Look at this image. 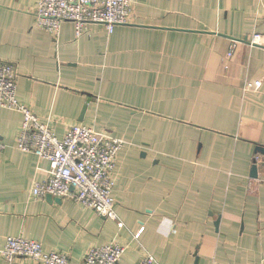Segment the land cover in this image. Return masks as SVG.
Instances as JSON below:
<instances>
[{"label":"crops","instance_id":"0c3cea01","mask_svg":"<svg viewBox=\"0 0 264 264\" xmlns=\"http://www.w3.org/2000/svg\"><path fill=\"white\" fill-rule=\"evenodd\" d=\"M37 2L0 0V60L16 65L18 99L59 138L82 124L123 141L112 193L123 226L32 197L50 162L16 148L23 116L0 107V264H33L2 257L18 235L70 264L112 242L126 248L120 264L145 253L264 264V166L253 169L256 155L264 162V0H136L131 24L91 23L80 36L70 21L57 36L37 28Z\"/></svg>","mask_w":264,"mask_h":264},{"label":"built area","instance_id":"2783aa9c","mask_svg":"<svg viewBox=\"0 0 264 264\" xmlns=\"http://www.w3.org/2000/svg\"><path fill=\"white\" fill-rule=\"evenodd\" d=\"M136 0H38L34 7L35 26L57 36L61 24L70 21L77 36L88 30L91 23L103 24L109 32L117 25L131 24ZM255 33L250 44L260 43ZM237 43L229 51L232 56ZM227 67V66H225ZM18 71L12 62L0 60V107L19 111L22 124L16 137V148L32 152L50 167L44 181H35L30 190L34 198L70 199L89 208L104 218L116 220L120 226L112 197L115 186L114 170L123 141L93 127L82 124L68 126L59 138L50 122H43L17 97ZM260 83L256 84L259 87ZM247 84L246 88H253ZM6 144L0 138V156ZM254 160L262 165L263 160ZM140 235V231L135 237ZM125 246L112 242L91 246L83 257V264H120ZM2 257L15 263L22 258L33 264H70V255L61 251H45L42 242L23 235L7 236L1 249ZM138 264H160L158 259L145 253Z\"/></svg>","mask_w":264,"mask_h":264},{"label":"water","instance_id":"95a60500","mask_svg":"<svg viewBox=\"0 0 264 264\" xmlns=\"http://www.w3.org/2000/svg\"><path fill=\"white\" fill-rule=\"evenodd\" d=\"M259 151L262 153V154H264V147H259ZM263 164V166H264V162H262ZM258 163H257V161L256 160H254V165H253V169H254V175H257V170H258ZM47 198L49 199V200H55V201H62L61 199H59V198H54L52 195H50V194H48L47 195Z\"/></svg>","mask_w":264,"mask_h":264}]
</instances>
